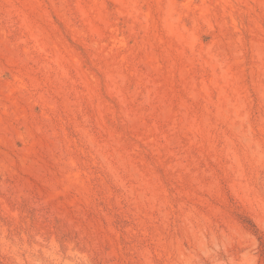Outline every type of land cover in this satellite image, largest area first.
<instances>
[{"label":"rangeland","instance_id":"rangeland-1","mask_svg":"<svg viewBox=\"0 0 264 264\" xmlns=\"http://www.w3.org/2000/svg\"><path fill=\"white\" fill-rule=\"evenodd\" d=\"M0 264H264V0H0Z\"/></svg>","mask_w":264,"mask_h":264}]
</instances>
